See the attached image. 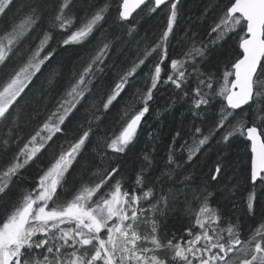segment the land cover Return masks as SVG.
Listing matches in <instances>:
<instances>
[{"label": "snow or ice", "instance_id": "snow-or-ice-1", "mask_svg": "<svg viewBox=\"0 0 264 264\" xmlns=\"http://www.w3.org/2000/svg\"><path fill=\"white\" fill-rule=\"evenodd\" d=\"M180 3L104 0L100 6L89 5L92 10L80 16L74 11L76 0H0V128H8L9 136L0 140V152L18 145L7 164L0 167V264H264V223L244 237L237 223L225 221L219 209L210 206L212 193H193L198 206L193 209L188 205L191 227L185 229L184 236L172 234L169 238L160 234L158 227L159 216L169 208V197L162 192L157 195L156 185L146 183L143 170L136 175L135 186L126 187L119 165L101 166L109 153L131 151L154 91L167 85L189 105L193 118L218 108L207 133L195 127L192 143L185 141L181 146L187 152V162L217 135L218 142L225 145L233 137L251 142L250 181L254 187L247 197V210L254 211L255 187H264V0H228L224 5L218 22L211 27L209 35H215L210 44L215 47L232 36L237 46L219 74L201 70L208 45H198L194 38L181 56H170L169 37L174 34ZM113 4L120 25L130 22L129 35L135 31L131 21L140 15L133 17L137 9L151 15L166 8L167 25L158 41L146 46L143 55L110 82L102 75L110 49V42L104 41L87 65L73 74L55 110L36 130L27 138H11L9 125L18 127L29 94L55 54V48L49 47L53 33L63 34L61 46L91 43L98 33L103 34ZM45 22L48 30H44ZM37 30L39 42L30 47ZM141 66L147 69V86L133 95L131 85ZM55 76V72L48 75L50 85ZM125 97L129 99L119 117L120 129L111 136L95 133L94 121L99 127L101 117ZM89 102L94 111L86 118L88 127L81 124L74 139L65 137L61 143L66 122L76 120L80 107ZM137 103L141 107L137 108ZM249 116L251 119H246ZM93 136L98 138L93 151L100 164L85 162L88 177L84 178L78 170ZM49 151L54 154L45 159ZM144 159L150 163L147 154ZM33 164L42 165L34 183L16 192V179ZM168 164L171 167L164 176L173 179L182 165L171 150ZM220 174L217 165L210 179L215 181ZM192 179L183 175L179 182L188 186ZM140 225L147 226L146 230L141 232Z\"/></svg>", "mask_w": 264, "mask_h": 264}, {"label": "trees", "instance_id": "trees-1", "mask_svg": "<svg viewBox=\"0 0 264 264\" xmlns=\"http://www.w3.org/2000/svg\"><path fill=\"white\" fill-rule=\"evenodd\" d=\"M227 2L228 0H181L178 5L177 23L173 29L174 34L169 37L170 56L172 58L181 56L183 51L190 46L191 39L194 38L198 45L203 43L209 47L207 58L199 65L201 70L205 73H221L226 60L235 52L237 41L228 38L213 47L210 41L215 34L210 36L209 33L211 27L218 22ZM103 3L104 0H76L74 11L83 16L86 11L92 10L88 7L89 5L94 8ZM139 14L137 19L131 21L135 31L129 35V23H124V26L120 25L115 4H113L106 16V23L103 24V34L98 33L91 43L85 45L61 46L59 41L63 38V34L54 32L55 38L50 42L49 47L55 48V54L49 61L50 66L47 67L45 75L29 94L28 104L19 115L18 127L9 125L12 128L11 138L17 136L27 138L36 130L38 125L55 110L57 101L69 80L73 78V74H78L87 65L104 41L110 42V49L106 54L105 65L107 67L102 75L103 79L109 82L116 78L118 71L131 67L137 57L143 55L146 46L156 43L166 28L168 13L165 15L160 10L151 15L141 11ZM44 30H48L47 22L44 24ZM184 34L188 36L181 38L180 36ZM39 36L40 31L37 30L29 41L30 47H35L39 42ZM175 43L177 47L173 48ZM27 51L26 48L25 54ZM53 72L56 76L50 85L47 77ZM146 73L147 69L144 66L137 70V75L134 77L135 82L131 85L133 95L136 94L137 89L146 88ZM164 86H159L158 90L154 91V98L149 102L150 110L142 119L137 138L143 129L145 132L138 138L135 146L125 154L109 153V157L105 158L101 166L119 165L120 175L123 176L126 187H134L136 175L143 170L146 183L156 185L157 195L162 192L169 197V208L159 216L158 221L159 232L162 235L169 238L172 234H175L177 238L184 236L185 229L191 227L193 219L188 205L190 204L193 209L198 206L193 199V193L206 195L210 192L212 193L209 199L210 206L219 209L225 221L230 220L237 223L242 236L247 237L252 230L264 223V194H262L264 187H255L257 200L254 211L249 213L247 210V197L254 187L250 181L249 143L244 137H233L230 143L225 145L218 142L219 136L217 135L201 149L192 162H187V152L182 151L181 146L185 141L192 143L195 127H200L204 133H207L209 124L217 117L218 108L209 111L202 118H193L188 111L189 105L170 86ZM128 99L129 97H125L120 105L113 108L110 113L103 115L98 122L99 127L95 126L97 122L94 121L93 131L99 133L100 136L105 134L111 136L113 131H118L122 123L119 117ZM136 107L139 108L141 105L137 103ZM92 111L94 109L91 107V102L80 107L76 120L71 124L66 122L67 131L63 135L58 134L61 135L60 142L64 143L65 137L67 140L74 139L81 131V124H84L85 128L88 127L85 121L86 118H91ZM246 119H251V117H246ZM149 132L150 136H148ZM177 132L180 133L179 137L176 136ZM5 138H9L8 128L0 137L1 140ZM92 141L85 161L81 162L78 170L84 178L88 177L84 167L85 162L100 164L96 152L93 151L98 138L93 136ZM17 147L18 145L12 144L8 152H0V167L7 164ZM170 150L174 159L182 165L173 173V179H167L164 176V173L171 167L168 164ZM53 154V151H49L45 159H50ZM145 154L150 157V163L144 159ZM217 165L221 168V174L214 181L210 177ZM41 166L34 164L28 166L23 175L16 179L14 190L19 192L29 188L34 183ZM183 175L193 177L192 181L188 182V186L179 182L183 180ZM176 176H179V180L175 179ZM146 228L147 226L140 225L141 232Z\"/></svg>", "mask_w": 264, "mask_h": 264}, {"label": "rangeland", "instance_id": "rangeland-1", "mask_svg": "<svg viewBox=\"0 0 264 264\" xmlns=\"http://www.w3.org/2000/svg\"><path fill=\"white\" fill-rule=\"evenodd\" d=\"M163 13H165V15H166V13H168V11H167L166 8L163 10ZM186 36H188V35H187V34H184L183 36L181 35L180 37H181V38H185ZM230 38H231L232 41H236V39H235L234 37L231 36ZM228 46H229V45H228ZM175 47H177V46H176V43L173 45V48H175ZM208 48H209V47H208ZM211 48H213V47L211 46ZM183 52H184V51H183ZM226 61H228V59H227ZM160 87H161V86H160ZM162 87H165V86H162ZM142 126H143V128H144V124H142ZM5 130H6V128H0V137H1V135L5 132ZM144 132H145V130L143 129L142 132L139 133L138 138H139L141 135H143ZM150 135H151V133L149 132V133H148V136H150ZM138 138H137V140H138ZM0 140H1V139H0ZM137 140L135 141V143L137 142Z\"/></svg>", "mask_w": 264, "mask_h": 264}, {"label": "water", "instance_id": "water-1", "mask_svg": "<svg viewBox=\"0 0 264 264\" xmlns=\"http://www.w3.org/2000/svg\"><path fill=\"white\" fill-rule=\"evenodd\" d=\"M143 7V6H142ZM163 7V6H162ZM160 9H158L159 11ZM141 10L140 9H137V12L136 13H133V17H135L137 15V13H139ZM124 23H129V22H124ZM247 141V140H246ZM250 145V153H251V142L250 141H247ZM251 156H252V153H251Z\"/></svg>", "mask_w": 264, "mask_h": 264}]
</instances>
